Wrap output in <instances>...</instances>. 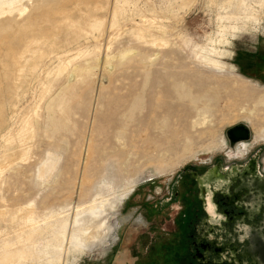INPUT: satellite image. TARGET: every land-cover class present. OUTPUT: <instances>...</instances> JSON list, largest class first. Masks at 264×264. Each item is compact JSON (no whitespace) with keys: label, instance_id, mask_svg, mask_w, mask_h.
Listing matches in <instances>:
<instances>
[{"label":"rangeland","instance_id":"rangeland-1","mask_svg":"<svg viewBox=\"0 0 264 264\" xmlns=\"http://www.w3.org/2000/svg\"><path fill=\"white\" fill-rule=\"evenodd\" d=\"M102 3L85 20L67 1L80 30L30 50L14 90L0 81V264H121L140 228L126 206L139 187L232 153L226 132L241 121L247 147L264 144V0ZM178 85L196 102L184 112L174 101L169 114ZM100 208L117 234L75 246L73 220ZM100 219L88 213V224Z\"/></svg>","mask_w":264,"mask_h":264},{"label":"flooded vegetation","instance_id":"flooded-vegetation-1","mask_svg":"<svg viewBox=\"0 0 264 264\" xmlns=\"http://www.w3.org/2000/svg\"><path fill=\"white\" fill-rule=\"evenodd\" d=\"M246 142L183 167L167 185L139 187L126 206L140 228L119 262L260 264L250 238L264 247V144ZM130 219L118 231V248Z\"/></svg>","mask_w":264,"mask_h":264},{"label":"bare ground","instance_id":"bare-ground-1","mask_svg":"<svg viewBox=\"0 0 264 264\" xmlns=\"http://www.w3.org/2000/svg\"><path fill=\"white\" fill-rule=\"evenodd\" d=\"M59 1L63 2L61 8L59 7L60 5L56 6L59 4L57 3ZM67 1L70 0H0V81L6 82L11 90L16 88V85L18 84L17 81L21 75H18L17 71H19V68L25 64V57L30 50L34 49L37 52L40 51V45L43 43L53 47L55 40L61 35L60 33H62L63 29L66 27L75 32L80 30L77 25H75V17L72 15V10L65 6ZM73 1L82 4V7L79 8L81 11L80 17L85 20L95 18L98 15V10L103 7V0ZM82 9H85V11ZM57 14L60 15L59 18L56 17ZM82 28L84 29V27ZM44 51L46 50L41 49L42 53H45ZM41 52H39V54ZM39 56H37V60ZM215 65L220 67L217 64ZM171 92L173 94H170L173 98L175 97V100L173 99V101L168 102L165 105L169 114L178 112V108L174 105V101H178L180 103L179 106H183L184 112H187L189 109V106H187L188 104L184 102L185 100L190 99L191 103L196 102L195 99L189 97L188 93L180 88L179 85L175 86ZM245 94L246 92H244V95ZM255 105H264V90L260 89L258 91ZM250 112L253 117L254 110L252 109ZM252 117H250V120ZM251 123L254 124L252 120ZM259 127L260 128L256 131L257 137L264 139L263 125ZM252 136L249 139H251ZM249 139H240L235 144V147H232L231 145L230 147L235 149L241 141H248L246 144H243L244 147H247L250 145L249 142H251ZM132 189L133 187L129 191H132ZM88 213L95 218L101 217V219L95 223L88 224ZM73 221V226L70 227V235L68 234L70 236V241L75 246L88 251L107 246L110 238L113 237L112 235L118 230L116 229L117 223H111L110 214L103 208L92 209L89 211L84 210L81 213H78Z\"/></svg>","mask_w":264,"mask_h":264},{"label":"water","instance_id":"water-1","mask_svg":"<svg viewBox=\"0 0 264 264\" xmlns=\"http://www.w3.org/2000/svg\"><path fill=\"white\" fill-rule=\"evenodd\" d=\"M251 130L252 129L250 125H248V123L245 121H241L230 126L226 132L230 145L233 147L240 139H249L252 136ZM250 239V244L252 245V253L254 254V252L258 250L259 253L257 254V256L259 257V263L264 264V247H262L260 244L255 245V241L257 240V238Z\"/></svg>","mask_w":264,"mask_h":264},{"label":"crops","instance_id":"crops-1","mask_svg":"<svg viewBox=\"0 0 264 264\" xmlns=\"http://www.w3.org/2000/svg\"><path fill=\"white\" fill-rule=\"evenodd\" d=\"M236 66V65H235ZM241 75H243V76H246V77H249V76H247V75H244V74H242L241 73ZM251 78V77H250ZM253 79V78H252ZM254 80H257V79H254ZM257 81H259V80H257ZM260 82V81H259ZM261 83H263V82H261Z\"/></svg>","mask_w":264,"mask_h":264}]
</instances>
